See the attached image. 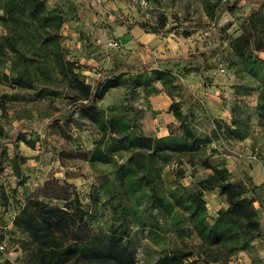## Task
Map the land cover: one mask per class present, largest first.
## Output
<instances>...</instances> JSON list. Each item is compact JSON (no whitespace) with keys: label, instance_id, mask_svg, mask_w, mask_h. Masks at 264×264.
<instances>
[{"label":"rangeland","instance_id":"obj_1","mask_svg":"<svg viewBox=\"0 0 264 264\" xmlns=\"http://www.w3.org/2000/svg\"><path fill=\"white\" fill-rule=\"evenodd\" d=\"M146 1V5H141L139 0H46V6L62 13L60 46L65 56L73 61L75 71H80L88 83L93 84L96 78L104 79L107 76L105 71L113 65L130 67L146 62L155 67L170 68L177 74L182 84L183 103L180 106L183 111L193 107L197 119L194 121L195 130L209 141L190 162L183 161V158L179 164V169L184 171L182 177L171 161L164 164L157 183L165 194L174 190L173 186L177 189L180 183L187 185L206 176L209 171L203 167L202 159L212 163H231L232 177L243 172L245 179V168L254 171L255 180L261 185L260 190H255L254 197L260 205L257 206L259 219H264L261 207L264 201V120L260 118L258 108L259 84L256 78L245 72L236 53L242 30L240 24L249 7L241 3L237 12L231 15L225 6L234 0ZM154 29L157 32L153 34L158 38L151 37L147 46L136 41L138 36H144L142 30L152 32ZM3 32L4 26L0 24V35ZM110 40L117 41L118 46L107 47ZM258 56L264 59V51ZM170 57L175 60L163 61ZM217 63H221L223 72L218 71ZM9 66L8 62L0 66V104L3 106L0 123L9 132L20 124L24 125V135L34 140L35 147L31 149L19 144L20 151L28 157L24 164L27 178L21 186L16 185L9 167L10 145L7 154L5 152L1 157L0 245L3 249H0V264H34V245L25 232L15 229L12 224L23 199L36 187L33 181L40 184L50 177H64L74 183L80 200L89 203L91 186L98 181L100 172L108 173L110 167L99 165L97 170H92L87 162L75 156L80 150L91 149L98 135L85 113L76 107L72 94L64 88H56L55 79L59 76L52 72L55 77H52L51 85L45 87L43 76L38 74L39 80L31 74L32 84L22 85L13 82ZM33 66L30 61V69ZM123 71L132 74L128 69ZM155 85L159 91L151 100L134 88H110L96 102V107L121 106L122 110L133 105L138 109L137 132L142 127L157 128L167 120L163 109L170 98L167 100L160 93L163 90L160 84ZM201 87L207 91L198 92ZM152 105L158 108L154 110ZM234 107L240 126L247 129V137L241 140L229 138L221 128L223 122L231 121ZM214 118L223 121L220 127L214 126ZM144 188L141 185L136 192L127 188L124 193L128 205V233L136 264H149L165 250H188L197 245L199 239L187 229L186 215H182L181 220L177 217L181 222L180 232L174 230V218L166 212H159L158 224L152 216L145 217V225L137 223L136 214L143 219V212L147 214L149 211H146L145 196L142 195ZM137 196L140 198H135ZM103 200L101 194L95 229L107 231L112 214L107 204L102 205ZM134 200H139L140 205L136 211ZM204 201L210 218L219 208L226 206L224 195H218L216 191L206 192ZM153 213L158 214L154 208ZM222 264H264L263 226L248 251H237Z\"/></svg>","mask_w":264,"mask_h":264},{"label":"trees","instance_id":"obj_2","mask_svg":"<svg viewBox=\"0 0 264 264\" xmlns=\"http://www.w3.org/2000/svg\"><path fill=\"white\" fill-rule=\"evenodd\" d=\"M0 1V24L4 26L0 35V66L10 63L13 82L22 85L32 84L31 74L37 79L40 74L48 87L55 72L59 76L55 79L56 88L72 94L78 110L85 113L97 130L93 147L80 150L75 156L87 162L92 170H97L99 165L110 167L108 173L100 172L98 181L91 186L89 203L80 200L74 183L56 176L37 183L23 199L12 224L25 232L34 245V264H136L124 193L127 188L136 192L141 185L145 186L142 195L149 211L143 212V219L136 214L137 223L145 225V217L152 216L158 224L159 212H166L174 218V230L180 232L181 217L186 215L187 229L199 239L193 248L165 250L149 264H196L198 260L201 264H222L237 251H248L261 234L258 208L254 205L258 186L251 177L234 178L225 163L202 159L203 167L209 171L206 176L187 185L180 183L177 189L173 186L174 190L167 194L158 186L164 164L171 161L182 177L184 171L179 169V164L183 158L190 162L209 141L195 130L197 119L193 107L183 111L180 106L182 84L177 74L167 67L151 68L149 63L130 67L113 65L105 71L104 79L96 78L90 84L80 71H75L73 61L60 46L59 29L64 21L61 12L47 7L46 0ZM241 3L249 10L240 24L236 53L245 72L259 84L258 108L264 120V59L258 56L264 51V0H234L225 9L234 15ZM155 32L154 29L151 33ZM30 61L34 63L33 69ZM123 69L133 75H127ZM157 83L170 98L168 111L174 117V122L167 125L165 136L148 135L142 129L137 132L138 109L133 105L122 110L121 106L96 107V102L110 88L126 86L146 97L159 91ZM231 111L229 123L214 118V126L220 127L223 122L221 128L229 138H246L247 129L236 119V108ZM23 126L20 124L9 132L0 123V161L10 145L9 167L18 186L26 181L24 164L28 158L20 151L19 144L35 147L34 140L25 137ZM209 191L224 195L226 203L212 218L207 215L204 201ZM101 194L102 205L107 204L112 214L107 231L95 229ZM138 202L134 200V211L140 206ZM153 208L158 214L153 213Z\"/></svg>","mask_w":264,"mask_h":264},{"label":"crops","instance_id":"obj_3","mask_svg":"<svg viewBox=\"0 0 264 264\" xmlns=\"http://www.w3.org/2000/svg\"><path fill=\"white\" fill-rule=\"evenodd\" d=\"M136 27H138V26H136ZM139 28V27H138ZM143 31V34H144V36H142V35H140V36H138V39L136 40L139 44H142V45H145V46H147V42L151 39V37L153 38V36L155 35V38H158L157 36L158 35H156V34H153V33H151V32H145L144 30H142ZM149 36V37H148ZM171 58V57H170ZM148 62H150V61H148ZM172 62V61H171ZM144 63H146V62H144ZM151 65V68H154L156 65H152V64H150ZM186 77H188V74H186ZM183 80V79H182ZM157 86V85H156ZM159 86V85H158ZM202 88V87H201ZM199 88L200 90L198 91V92H200L201 90H203V91H207V89L206 88ZM197 89V88H196ZM194 92H195V89H194ZM160 93H162L163 95H165L166 97H167V100L169 99V97L167 96V94L162 90V92L160 91ZM201 93V92H200ZM141 95H143V94H141ZM140 95V96H141ZM152 95L155 97V95H157V94H155V93H153V94H150V95H148V96H146L145 98L146 99H152L153 97H152ZM144 96V95H143ZM140 99H142V98H140ZM150 103H151V101H150ZM152 104V103H151ZM167 104V106L163 109L164 111H165V114H166V117H167V120L164 122V123H162L161 124V126H158L157 128L155 127V126H153V127H149V128H147V127H145L144 129H143V127L141 128L142 129V131L145 133V134H148V135H154V136H165V135H167L168 134V128H167V125L169 124V123H172V122H174V117L172 116V114L168 111V107H169V104H170V102L168 101V103H166ZM207 106H208V104H207ZM152 108L154 109V110H156L155 108H158V107H155V106H153L152 105ZM228 160V159H227ZM229 162H230V160H228ZM230 164L231 163H225L224 165L228 168V170L230 171ZM240 170V169H239ZM244 170H246V172L244 173V175L246 174V177H251V179H252V182H253V184H255V185H257L258 187H257V190H260L261 189V185H259L260 183L258 182V181H256L255 180V176H254V171H252V170H248L247 168H245ZM243 176V172L241 173V175H239V174H236L235 176H234V178H243L242 177ZM262 193V192H261ZM205 197V196H204ZM254 205L257 207V206H260L259 205V203H258V200L254 203ZM264 217V216H263ZM260 225H262L263 226V228H264V219H260Z\"/></svg>","mask_w":264,"mask_h":264},{"label":"built area","instance_id":"obj_4","mask_svg":"<svg viewBox=\"0 0 264 264\" xmlns=\"http://www.w3.org/2000/svg\"><path fill=\"white\" fill-rule=\"evenodd\" d=\"M140 4L141 5H146L147 4V1L146 0H139ZM107 47H114V46H118V43L117 41H114V40H110L106 43ZM217 68H218V71L220 72H223L224 71V68L222 67L221 63H217ZM252 157V156H251ZM253 157H255V155H253ZM33 186H36L37 185V182L33 181ZM262 209L264 210V203L262 205ZM0 249H3V246L0 245Z\"/></svg>","mask_w":264,"mask_h":264}]
</instances>
